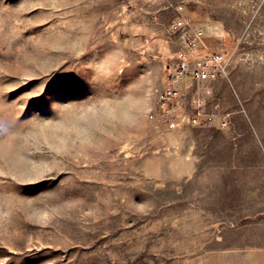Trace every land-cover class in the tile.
<instances>
[{
    "label": "rangeland",
    "instance_id": "rangeland-1",
    "mask_svg": "<svg viewBox=\"0 0 264 264\" xmlns=\"http://www.w3.org/2000/svg\"><path fill=\"white\" fill-rule=\"evenodd\" d=\"M185 15L230 68L184 79L170 128ZM259 261L264 0H0V264Z\"/></svg>",
    "mask_w": 264,
    "mask_h": 264
},
{
    "label": "built area",
    "instance_id": "built-area-1",
    "mask_svg": "<svg viewBox=\"0 0 264 264\" xmlns=\"http://www.w3.org/2000/svg\"><path fill=\"white\" fill-rule=\"evenodd\" d=\"M169 29L172 32H179L185 40V47L180 51L178 59L169 65L167 76L169 85L156 91L158 103L153 106L149 114L151 119L174 128L177 125L176 112L180 107L181 82L187 78L202 82L226 77L230 68V57L225 52L211 51L208 48L200 56L203 31L196 28L191 18L186 15L171 19ZM197 98L194 100L197 114L192 119L195 123L200 122L201 111L206 103L205 97ZM212 119L213 116H208L206 123L210 125Z\"/></svg>",
    "mask_w": 264,
    "mask_h": 264
},
{
    "label": "crops",
    "instance_id": "crops-1",
    "mask_svg": "<svg viewBox=\"0 0 264 264\" xmlns=\"http://www.w3.org/2000/svg\"><path fill=\"white\" fill-rule=\"evenodd\" d=\"M246 264H248V263H246ZM249 264H251V263H249ZM253 264H255V263H253ZM256 264H262L260 261L258 262V263H256Z\"/></svg>",
    "mask_w": 264,
    "mask_h": 264
}]
</instances>
